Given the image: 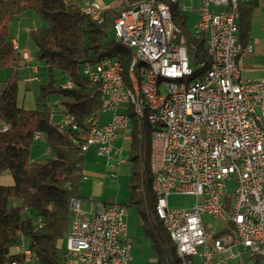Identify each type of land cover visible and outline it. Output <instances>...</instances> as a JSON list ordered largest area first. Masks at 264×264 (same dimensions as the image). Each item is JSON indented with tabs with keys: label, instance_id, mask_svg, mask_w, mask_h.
I'll use <instances>...</instances> for the list:
<instances>
[{
	"label": "built area",
	"instance_id": "built-area-1",
	"mask_svg": "<svg viewBox=\"0 0 264 264\" xmlns=\"http://www.w3.org/2000/svg\"><path fill=\"white\" fill-rule=\"evenodd\" d=\"M174 2H179L181 12L194 9L183 0ZM234 3L238 0H199L191 32L196 38L205 36L207 55L215 57V66L206 69L205 63V71L188 82L156 79L159 69L178 73L193 66L186 38L167 20L166 7L159 1L141 5L112 25L116 43L134 46L135 58H149L143 81L135 82L141 113L144 107H157L160 99H167L166 112L152 114L156 118L152 168L160 186V208L177 240L182 264H264V78H240L241 51L250 53L253 46L250 42L242 46L238 40L239 13ZM106 8L97 0L79 5L82 13L98 23ZM12 45L20 54V65L37 73L29 50L20 47L17 38H12ZM119 65L120 60L111 56L83 66L86 78L100 86L103 109L112 115L97 126L92 143L72 138L80 142L83 152L94 148L105 156L114 178L126 160L122 146L113 142L131 130L127 110L118 111L120 104L126 106ZM73 85L69 77L61 83L65 89ZM54 114L51 111V120ZM56 124L60 130L81 131L69 114L63 113ZM8 128L3 124L0 131ZM38 137L35 134L34 140ZM229 183L234 185L230 193ZM172 194L191 197L193 204L172 207L168 201ZM70 211L63 253L73 264H133L127 206L98 202L94 211H87L79 198L72 197ZM204 214L223 225L204 220ZM14 250L23 254L21 264L34 259L23 244Z\"/></svg>",
	"mask_w": 264,
	"mask_h": 264
},
{
	"label": "trees",
	"instance_id": "trees-1",
	"mask_svg": "<svg viewBox=\"0 0 264 264\" xmlns=\"http://www.w3.org/2000/svg\"><path fill=\"white\" fill-rule=\"evenodd\" d=\"M143 1L146 0H116L104 10V19L98 23L82 13L80 4L74 0H0V70L11 69L0 86V126L9 125L6 131H0V175L9 173L13 179L11 184H0V264L22 263L23 254L14 250L19 244L32 251L33 264H73L59 246L69 229L70 199L79 198V184L84 176V152L80 142L75 143L72 138L78 137L80 141L85 138L91 126L98 123L104 105L99 84L89 81L82 67L115 56L123 66L125 83L130 85L128 70L132 54L114 41L112 25L120 12ZM241 2L238 0V40L244 46L249 37L252 10ZM170 6L172 19L187 40L191 63L207 64L205 36L193 35L179 2H170ZM28 11L48 23L47 27L28 31L35 49L34 59L44 64L49 73L48 83L41 85L38 101L50 93L62 94L63 112L74 118L79 133L68 128L60 130L50 119L51 109L46 104L43 108L27 109L17 102L20 54L13 48L10 28L15 17ZM67 77L74 83L70 89L61 87ZM129 115L132 122L129 154L135 162L131 180L141 174L144 188L149 192L152 191L149 170L152 127L146 116H137L133 108L129 109ZM35 134L44 138L49 149L50 155L45 159L30 155ZM131 190L134 191L133 186ZM11 199L16 204H10ZM147 200L142 225L150 237L153 264H181L175 245L155 213L154 193Z\"/></svg>",
	"mask_w": 264,
	"mask_h": 264
},
{
	"label": "rangeland",
	"instance_id": "rangeland-1",
	"mask_svg": "<svg viewBox=\"0 0 264 264\" xmlns=\"http://www.w3.org/2000/svg\"><path fill=\"white\" fill-rule=\"evenodd\" d=\"M76 3L81 4L85 1H91V0H74ZM101 2L104 5H113L116 0H97ZM186 4H191L194 6V9H191L187 12V16L189 19V28L191 30L193 21L197 17V10L196 7L198 6V0H193L192 3L190 0H183ZM48 23L47 21L41 19L36 13L32 11H28L22 16H17L14 18L10 32L11 37H21V47L26 46V48L31 53L32 57L34 58L35 55V49L28 37V31L32 28H43L47 27ZM19 42V39H18ZM20 60V59H19ZM33 64L37 65V73H31L26 68L22 67L19 62V81H18V90H17V102L20 105H23L27 109H34V108H43L46 104L50 109H55V102L58 103L59 107H62L61 101L63 99V95L60 93H50L46 97L39 99L40 93H41V85L47 84L49 81V73L47 67L36 61V59H33L31 62ZM11 73V69H2L0 70V86H2V83L4 80H6ZM29 76H35L37 79L34 80H27ZM110 117V113L103 111L100 114V117L98 120L101 122L107 121ZM62 115H54V119L52 120L54 123H58L61 121ZM111 118V117H110ZM35 141V140H34ZM46 149V143L41 142V144H37L33 142V144L30 147L31 155H36L35 153L38 151V153L44 152ZM43 155V154H41ZM89 161H91L92 165L95 167V169H99L101 171V179L104 184V192L105 195L103 198L109 201L115 200L117 202L123 203L128 208V214L126 217L127 221V232L129 235L133 237V245H132V263L133 264H153L154 257L151 253V241L149 235L144 230V227L142 225V212H145L147 210V204L148 200L147 197H153V192L150 190L148 192L147 189L144 188L143 185V176L140 174H137L132 180H131V168L135 165V162L131 160L130 154L128 157H125L126 165L124 166L123 173L119 175L117 178H111L109 175V169L107 168L108 175L106 177H103L104 173L103 171L106 170L105 168V160L103 157L97 156L92 150L89 151L85 158ZM40 159H45V156H41ZM85 171V168H84ZM92 172L95 171H87L85 172L88 176V178L93 175ZM8 174V173H7ZM84 184H86V181L83 179L80 185V197L81 199V207L87 208L86 201H88V198L90 195L88 194H82L81 189L82 186L84 187ZM130 185V186H129ZM132 186L134 187V191L131 190ZM234 188V185L229 183L228 189L229 193ZM84 193V192H83ZM131 201V203H130ZM168 201L170 206L172 207H190L193 204V198L187 197L180 194H172L168 197ZM10 204H16V200L11 199ZM203 219L210 221L212 224H215L216 226L223 225L222 222L215 223L213 219L207 215H203ZM60 252L63 253L65 249V238H63L60 241ZM27 264H33V260L30 261Z\"/></svg>",
	"mask_w": 264,
	"mask_h": 264
},
{
	"label": "bare ground",
	"instance_id": "bare-ground-1",
	"mask_svg": "<svg viewBox=\"0 0 264 264\" xmlns=\"http://www.w3.org/2000/svg\"><path fill=\"white\" fill-rule=\"evenodd\" d=\"M151 1H157V0H146L141 2L135 7L126 9L114 19V22L120 21L122 17H125L130 12H137V10L141 9V5H144L146 3H150ZM170 2L174 3V0H169V2L165 1H159V3L162 4V6L166 7V18L168 21H170L171 24H173V28H175L179 32V36L181 38H185L181 33L179 28L176 26L172 19L171 15V6ZM234 10L235 13H239L238 11V3H234ZM104 19V14L101 18V22ZM196 37V34H193ZM119 45L124 46L126 49L131 51L132 54V59H131V64L128 70V75H129V84L127 85L124 81V76H123V66L120 62L119 65V73L122 76L123 79V95L125 96L126 99V110H127V119L128 122L131 125V118L129 115V109L133 108L135 114L137 116H143L145 115L148 122L150 123L151 127L152 125H156V118H152V114H160V113H165L167 110V99H160L157 107H144L142 109L141 113V108L140 104L138 102V93L137 89L135 88V82H142L144 78V70L143 68L149 67V58L148 57H137L135 58V47L132 46L131 44L128 43H117ZM19 45V43H18ZM20 46V45H19ZM207 52V48H206ZM209 60L208 63L206 64V69H213L215 66V57L214 56H208ZM104 58H111V56H106ZM202 71H205V62H197L196 64H193V66H187L186 68L183 69V71L175 73L172 71H166V69H159V71H156V79L159 80V82H188L192 78H197V73H201ZM82 73L86 77V69L85 67H82ZM145 112V113H144ZM101 123H97L95 125H92L90 130L88 131L87 135L85 138L82 140L83 143H92L94 134H96L97 131V126H100ZM131 132V130H130ZM149 170L152 175V191L156 197V202H155V213L158 216V218L162 221L166 231L168 232L173 244L175 245L176 252L178 256L182 259V253L179 249V246L177 244V240L174 238V233L173 230L170 229L166 225L165 218L163 217L162 210L160 208V186L157 181V174L153 173V168H152V131H151V136H150V155H149ZM182 264V262H181Z\"/></svg>",
	"mask_w": 264,
	"mask_h": 264
},
{
	"label": "crops",
	"instance_id": "crops-1",
	"mask_svg": "<svg viewBox=\"0 0 264 264\" xmlns=\"http://www.w3.org/2000/svg\"><path fill=\"white\" fill-rule=\"evenodd\" d=\"M241 3L244 6H248L252 10L249 37H248L246 43H248V42L252 43L253 51L250 53H246L244 51V49L241 51V54H240V60H241L240 78L243 80H245V79L258 80V79L264 78V0H242ZM111 5L107 4L105 6L109 7ZM183 13L187 14V12H183ZM16 38L19 39L18 43L21 47V41H20L21 37H16ZM22 47H26V46H22ZM54 104H55L56 108L51 109V111L55 112L54 115H62L64 113L63 112L64 108L59 107L57 102H55ZM125 109H126L125 104H120L118 111H124ZM105 111L109 112L110 117H111L112 112L110 110H105ZM99 117H100V115H99ZM99 117H98V119H99ZM110 117H109V119H110ZM53 119H54V117H53ZM107 121L101 122L100 120H98V123H105ZM131 129H132V122H131ZM130 140H131L130 133L129 134H119L118 137L115 138V140L113 142L114 146H122L123 153H124V156L126 158L128 157V155L130 153L129 152ZM34 142L37 144H41V142L45 143L44 138L41 135H39L38 139L35 140ZM91 150L96 154L94 148H89L87 151L84 152L83 174L86 177L84 179L86 181V184H84V187L82 186V189H81L82 194L90 195L88 198V201L85 202L87 208H84V210H87V211H94L96 209V204L98 202H111V201H109L107 199L105 200L103 198V196L105 195V192H104V184H103V181L101 179V171L99 169H95V167L92 165L91 161H89L87 159V157L85 158L86 154ZM35 154L36 155L32 156L31 152H30L31 157L37 158V159H40L41 156H45V158H46L50 155L49 149L47 146H46V149L44 150V152L38 153V151H37ZM41 154H43V155H41ZM96 155L104 158V160H105L104 165L106 168V166H107L106 157L98 155V154H96ZM125 165H126V162H124L119 167L117 177L123 173V169H124ZM84 168H85V171H84ZM87 171H89V172L95 171V172H92L93 175H91L88 178V176L85 175L86 174L85 172H87ZM106 171H107V168L105 171H103V173H104L103 177H106L108 175V172L105 173ZM82 181H83V179L81 180V182ZM12 182H13V179L9 173L8 174L4 173V174L0 175V184L8 185V184H11ZM81 182L79 184V189H78L80 204H81L80 197H82L80 195ZM112 201H115V200H112ZM133 242H134V240H133ZM154 262H155V259H154Z\"/></svg>",
	"mask_w": 264,
	"mask_h": 264
}]
</instances>
